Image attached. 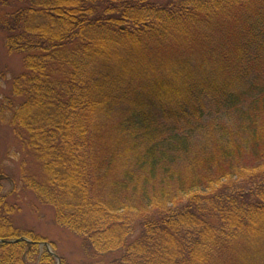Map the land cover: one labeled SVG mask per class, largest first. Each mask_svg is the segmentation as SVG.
<instances>
[{"label": "trees", "instance_id": "obj_1", "mask_svg": "<svg viewBox=\"0 0 264 264\" xmlns=\"http://www.w3.org/2000/svg\"><path fill=\"white\" fill-rule=\"evenodd\" d=\"M0 29L47 176L22 191L81 238L77 264H264V0H0ZM10 196L0 264H71Z\"/></svg>", "mask_w": 264, "mask_h": 264}, {"label": "rangeland", "instance_id": "obj_2", "mask_svg": "<svg viewBox=\"0 0 264 264\" xmlns=\"http://www.w3.org/2000/svg\"><path fill=\"white\" fill-rule=\"evenodd\" d=\"M5 43V34L0 29V167L5 178L0 194L11 193L8 202L18 204L20 209L13 214V220L22 233L32 230L45 237L49 244L54 242L55 249L50 245L58 257L77 264L84 259L81 238L58 225L52 209L39 203L31 191H22L23 173L36 177L39 182L46 181L47 176L35 154L19 143L11 122L15 109L25 100L12 94L13 81L24 71V61L21 54L10 53Z\"/></svg>", "mask_w": 264, "mask_h": 264}, {"label": "water", "instance_id": "obj_3", "mask_svg": "<svg viewBox=\"0 0 264 264\" xmlns=\"http://www.w3.org/2000/svg\"><path fill=\"white\" fill-rule=\"evenodd\" d=\"M21 240H25V238H20L18 241H21ZM43 244L46 245V246H48L47 243H43ZM49 250H50V248H49Z\"/></svg>", "mask_w": 264, "mask_h": 264}]
</instances>
